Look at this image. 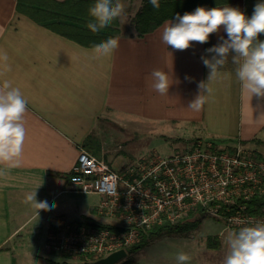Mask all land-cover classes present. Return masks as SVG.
Listing matches in <instances>:
<instances>
[{"label":"crops","instance_id":"obj_1","mask_svg":"<svg viewBox=\"0 0 264 264\" xmlns=\"http://www.w3.org/2000/svg\"><path fill=\"white\" fill-rule=\"evenodd\" d=\"M63 1L0 0V264H18L29 224L46 229V242L62 215L111 220L97 211L99 194L95 204L68 195L79 192L70 182L79 150L108 158L98 142L116 126L173 128L192 143L264 155V0L190 11L142 36L116 0L112 45L78 41L79 28L111 27L96 9ZM213 221L221 227L197 245L188 236L157 241L144 264H264V233Z\"/></svg>","mask_w":264,"mask_h":264},{"label":"built area","instance_id":"obj_2","mask_svg":"<svg viewBox=\"0 0 264 264\" xmlns=\"http://www.w3.org/2000/svg\"><path fill=\"white\" fill-rule=\"evenodd\" d=\"M70 173L79 191L101 196L97 211L111 220L100 226L56 219L46 247L57 252L107 255L190 214L221 220L243 235L264 233V155L240 144L222 148L197 139L183 151L153 152L120 170L82 148Z\"/></svg>","mask_w":264,"mask_h":264},{"label":"rangeland","instance_id":"obj_3","mask_svg":"<svg viewBox=\"0 0 264 264\" xmlns=\"http://www.w3.org/2000/svg\"><path fill=\"white\" fill-rule=\"evenodd\" d=\"M141 1L142 0H120V6H123L122 8L126 10L125 19L127 22L131 23V17L139 8ZM119 20L120 27L125 28L126 24L122 13H120ZM116 127V131L103 136L107 138L106 140L98 142V145L101 147L100 152L104 151V149L111 151L107 156L108 158L105 157L106 153L103 157L107 161L109 159L111 165L115 169L119 168L122 163L134 164L143 156H148L153 152L161 155H169L183 151L196 141L195 140L192 143L189 139V133L173 128L162 127L150 131L142 129L136 130L132 125H119ZM214 145L224 148V145L226 144L225 142L214 141ZM98 157L102 158V155H99ZM68 196L71 198H80L86 204H95L99 201V195L93 192L84 193L79 191L78 193ZM72 204H75V202H72ZM77 216L78 215L76 214H67L62 215V218L66 220H88L85 216ZM203 218L204 219H201L194 229L188 232L187 236L189 237L191 244L197 245L209 232L215 231L222 225V223H215L210 216H204ZM24 235L25 239L21 244V247L15 253V258L18 264H52L51 261L59 264H78L81 262L80 255L76 253H58L46 247L45 245L47 244V241L45 242V228L36 229L33 224H29V226L24 229ZM173 237H176V235H163L157 239L149 241L148 244L136 251H130L127 247V255L116 261L114 264H126L129 257L130 260L134 261L136 264H144V262L149 261L152 257L151 252H153L158 243L157 241L163 239V241L170 242ZM239 242L243 245H250L252 242L254 243V240H247L244 236H240ZM104 256L106 255H95L94 257L98 259Z\"/></svg>","mask_w":264,"mask_h":264},{"label":"trees","instance_id":"obj_4","mask_svg":"<svg viewBox=\"0 0 264 264\" xmlns=\"http://www.w3.org/2000/svg\"><path fill=\"white\" fill-rule=\"evenodd\" d=\"M67 1L68 3H80L84 7L90 6V12H92L93 8L96 9V12L92 13L94 16H97L96 19L100 21L99 23H104L111 27L109 30L110 32H103L100 28L97 30L79 28L80 33H77L79 37H75L78 41L93 45H112L114 42V33L118 31V2L116 0H65L62 4H65ZM230 1L231 0H142L139 8L131 17V24L135 34L137 36H142L145 33L153 31L165 20L183 18L186 17L190 11L228 4ZM209 39L208 34H206L205 45L209 43ZM254 202L256 205L253 206L250 211H254L255 207H258L260 198H256ZM202 218L203 217L190 214L174 223L164 222L156 225L147 232L142 233L140 240L129 246L128 249H130V251H136L148 244L149 241L163 235L187 236L188 232L194 229ZM98 224L103 226L101 222H98ZM94 256L93 254H88L86 256L80 255L81 262L78 264H91L92 261L96 260ZM51 262L52 264H59L54 261ZM126 264L136 263L130 260L129 257Z\"/></svg>","mask_w":264,"mask_h":264},{"label":"water","instance_id":"obj_5","mask_svg":"<svg viewBox=\"0 0 264 264\" xmlns=\"http://www.w3.org/2000/svg\"><path fill=\"white\" fill-rule=\"evenodd\" d=\"M127 255V250L124 248L115 250L104 257L98 258L91 262V264H114L119 259Z\"/></svg>","mask_w":264,"mask_h":264}]
</instances>
